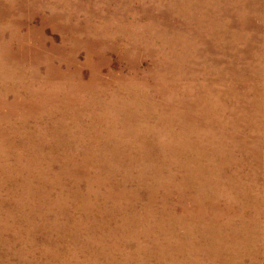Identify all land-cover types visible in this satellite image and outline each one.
<instances>
[{
	"label": "rangeland",
	"instance_id": "374dc122",
	"mask_svg": "<svg viewBox=\"0 0 264 264\" xmlns=\"http://www.w3.org/2000/svg\"><path fill=\"white\" fill-rule=\"evenodd\" d=\"M189 1L0 0V264H264V0ZM214 184L251 199L173 220Z\"/></svg>",
	"mask_w": 264,
	"mask_h": 264
},
{
	"label": "bare ground",
	"instance_id": "6f19581e",
	"mask_svg": "<svg viewBox=\"0 0 264 264\" xmlns=\"http://www.w3.org/2000/svg\"><path fill=\"white\" fill-rule=\"evenodd\" d=\"M17 1V0H16ZM170 1V7H168L167 8V10H168V12H171V13H173V12H175L174 13V18L175 19H177V18H179V17H186L187 16V14H192L194 11H196L195 9H194V3L192 2V1H189V0H169ZM202 2H204V3H199V5L200 6H204V5H206L207 7H209V8H211V9H213V10H210V9H208L207 11H199V12H197V17H198V15H200L201 17H203V18H214V17H217L216 16V13L218 14V18H219V20H218V23H220V24H222L223 23V25L224 26H226V20H228V18H229V16H231V11L230 10H227V9H223V7L224 6H226V5H229L228 4V2L226 3V1L224 0V1H222V0H215L214 2H213V4H215V7H212V0H201ZM236 1V2H235ZM234 2H235V13H236V15H237V17H241L240 18V26L242 27V28H246V29H252L253 28V26H252V22H253V20L251 21V19H250V13L251 14H254V13H256V12H258V10L259 9H262V3H261V1H259V0H235ZM21 2V1H20ZM28 2H29V0H28ZM36 5V4H35ZM16 6V5H15ZM13 7V6H12ZM256 8H257V10H256ZM90 10H92V9H90ZM163 11V10H162ZM32 12V11H31ZM95 12V11H94ZM261 13H262V11H260ZM30 13V12H29ZM35 13V12H34ZM63 13V12H62ZM42 14V13H41ZM166 14V13H165ZM9 15V14H8ZM35 15V14H34ZM55 15V14H54ZM93 15V14H92ZM6 16V15H5ZM255 16V15H254ZM260 17V16H259ZM36 18V17H35ZM40 18H41V16H40ZM46 18V17H45ZM27 19H29V18H27ZM63 19V18H62ZM233 19V18H232ZM17 20V19H16ZM15 20V21H16ZM41 20V19H40ZM47 20V19H46ZM72 21V20H71ZM165 21H167V20H165ZM234 21V20H233ZM60 22V21H59ZM26 23V22H25ZM43 23H45V22H43ZM64 23V22H63ZM61 24V23H60ZM37 25V24H36ZM48 25V24H47ZM184 25H186V26H188V27H191L192 29L195 27V25H197L196 23H194V22H191V21H188L187 23H185ZM212 25V24H211ZM3 26V25H2ZM43 26V25H42ZM64 26V25H63ZM81 26V25H80ZM39 27V26H38ZM41 27V26H40ZM53 27V26H52ZM52 27H51V29H52ZM62 27V26H61ZM60 27V28H61ZM205 27V26H204ZM209 26H207V28H208ZM0 28H2V27H0ZM20 28V27H19ZM22 28H24L23 26H22ZM54 28V27H53ZM230 28V27H229ZM40 29V28H39ZM42 29V28H41ZM44 29V28H43ZM195 29V28H194ZM23 30V29H22ZM22 30H21V32H22ZM53 30V29H52ZM132 30V29H131ZM29 31V30H28ZM34 31V30H33ZM58 31V30H57ZM223 31H225V30H223ZM251 31V30H250ZM263 31V30H262ZM20 32V33H21ZM38 32H39V30H38ZM42 32V31H41ZM54 32V31H53ZM77 32V31H76ZM251 33V32H250ZM259 33V32H258ZM1 34V33H0ZM22 34V33H21ZM30 34V33H29ZM32 34H34V33H32ZM63 34V33H62ZM35 35V34H34ZM40 35V34H39ZM73 35V34H72ZM245 35V34H244ZM254 35V34H253ZM19 36V35H18ZM27 36H28V34H27ZM41 36V35H40ZM42 36H43V34H42ZM78 36V35H77ZM259 36V35H258ZM31 37V36H30ZM120 37V36H119ZM39 38V37H38ZM69 38V37H68ZM76 38V37H75ZM84 38V37H83ZM86 38V37H85ZM129 38V37H128ZM30 39V38H29ZM44 39V38H43ZM47 39V38H46ZM66 39V38H65ZM79 39H80V37H79ZM182 39V38H181ZM18 40V39H17ZM25 40V39H24ZM35 40V39H34ZM88 40V39H87ZM100 40H102V39H100ZM232 40H233V38H232ZM258 40V39H257ZM39 41V40H38ZM50 41H52V40H50ZM63 41V40H62ZM65 41H67V40H65ZM78 41V40H77ZM97 41V40H96ZM233 41H235V40H233ZM262 41V40H261ZM14 42H16V41H14ZM40 42V41H39ZM47 42V41H46ZM69 42V41H68ZM72 42V41H71ZM75 42V41H74ZM82 42V41H81ZM92 42V41H91ZM94 42V41H93ZM30 43H31V41H30ZM42 43V42H41ZM52 43V42H51ZM50 43V44H51ZM63 43H65L64 41H63ZM79 43V42H78ZM87 43V42H86ZM95 43V42H94ZM116 43V42H115ZM17 44V43H16ZM33 44V43H32ZM36 44V43H35ZM56 44V43H55ZM98 44V43H97ZM173 44V43H172ZM11 45V44H10ZM47 45V44H46ZM76 45V44H75ZM78 45H80V44H78ZM85 45V44H84ZM83 45V46H84ZM91 45V44H90ZM100 46H101V44H99ZM64 46V45H63ZM68 46V45H67ZM41 47V46H40ZM57 46H55V48H56ZM86 47V46H85ZM207 47V46H206ZM53 48V47H52ZM74 48V47H73ZM94 48V47H93ZM252 48V47H251ZM260 48V47H259ZM263 48V47H262ZM39 49H41V48H39ZM45 49V48H44ZM43 49V50H44ZM57 49V48H56ZM60 49V48H59ZM58 49V50H59ZM72 49V48H71ZM77 50H78V48H77ZM81 50V49H80ZM103 50V49H102ZM115 50V49H114ZM39 51V50H38ZM90 51V50H89ZM112 51H113V49H112ZM144 51V50H143ZM31 52V51H30ZM63 52H64V50H63ZM62 52V53H63ZM104 52V51H103ZM250 52V51H249ZM258 52H259V50H258ZM29 53V52H28ZM38 53V52H37ZM40 53H41V51H40ZM54 53V52H53ZM57 53H58V51H57ZM87 53H88V51H87ZM96 52H94V54H95ZM102 53V52H101ZM105 53H107V52H105ZM104 53V54H105ZM99 54V53H98ZM254 54V53H253ZM41 54H39V56H40ZM58 55V54H57ZM61 55V54H60ZM89 55H91V53L89 54ZM42 56V55H41ZM129 56V55H128ZM228 56V55H227ZM247 56V55H246ZM32 57V56H31ZM58 57V56H57ZM103 57V56H102ZM256 57V56H255ZM4 58V57H3ZM6 58V57H5ZM16 58V57H15ZM56 58V57H55ZM60 58V57H59ZM96 58H97V56H96ZM130 58V57H129ZM75 59V58H74ZM104 59V58H103ZM107 59V58H106ZM191 59H193V58H191ZM59 60V59H58ZM65 60V59H64ZM190 60V59H189ZM37 61V60H36ZM51 61H53V58H52V60ZM66 61V60H65ZM77 61V60H76ZM92 61H93V59H92ZM126 62H127V60H125ZM72 63L74 62L73 60L71 61ZM85 62V61H84ZM105 62H106V60H105ZM70 63V62H69ZM68 63V64H69ZM77 63V62H76ZM75 63V64H76ZM100 63V62H99ZM101 63H102V60H101ZM120 63V62H119ZM78 64V63H77ZM108 64V63H107ZM71 65V64H70ZM104 65V64H103ZM76 66V65H75ZM109 66V65H108ZM161 66V65H160ZM164 66V65H163ZM204 66V65H203ZM78 67H79V65H78ZM98 67V66H97ZM100 67H101V65H100ZM105 67V66H104ZM93 68V67H92ZM95 69V68H94ZM97 69V68H96ZM203 69V68H202ZM59 70V69H58ZM101 70V69H100ZM98 71V70H97ZM110 71V70H109ZM108 71V72H109ZM121 71V70H120ZM209 71V70H208ZM222 71V70H221ZM53 72V71H52ZM102 72V71H101ZM125 72V71H124ZM223 72V71H222ZM95 73V72H94ZM93 73V74H94ZM116 73V72H115ZM178 73V72H177ZM221 73V72H220ZM257 73V72H256ZM74 74V73H73ZM92 74V75H93ZM105 74V73H104ZM123 74V73H122ZM211 74V73H210ZM81 75V74H80ZM110 75V74H109ZM65 76V75H64ZM78 76V75H77ZM101 76V75H100ZM125 76V75H124ZM146 76V75H145ZM57 77V76H56ZM73 77V76H72ZM93 77V76H92ZM147 77V76H146ZM100 79H101V77H99ZM116 78V77H115ZM136 78V77H135ZM142 78V77H141ZM256 78V77H255ZM91 79V78H90ZM95 79V78H94ZM102 79H103V77H102ZM117 79V78H116ZM122 79V78H121ZM127 79V78H126ZM131 79V78H130ZM149 79V78H148ZM105 79H103V81H104ZM108 80V79H107ZM112 80V79H111ZM224 80V79H223ZM231 80H233V79H231ZM253 80V79H252ZM106 81V80H105ZM136 81V80H135ZM140 81V80H139ZM163 81V80H162ZM258 81V80H257ZM260 81V80H259ZM92 82V81H91ZM95 82V81H94ZM99 82V81H98ZM101 82V81H100ZM218 82H219V80H218ZM226 82H228V81H226ZM131 83H132V81H131ZM88 84V83H87ZM93 84V83H92ZM187 84V83H186ZM189 84V83H188ZM236 84V83H235ZM143 85V84H142ZM257 86V85H256ZM83 87V86H82ZM232 88V87H231ZM77 89H78V87H77ZM85 89H86V87H85ZM255 89V88H254ZM82 90V89H81ZM83 91H84V89H83ZM226 94V93H225ZM141 96V95H140ZM157 98V97H156ZM185 99V98H184ZM70 100V99H69ZM162 101V100H161ZM186 103V102H185ZM188 103V102H187ZM191 103V102H190ZM141 105V104H140ZM1 106V105H0ZM186 106V105H185ZM190 106H192V105H190ZM197 107V106H196ZM193 109H191V111H192ZM204 110V109H203ZM161 120V119H160ZM194 122V121H193ZM211 122V121H210ZM209 122V123H210ZM198 123V122H197ZM186 124V123H185ZM195 124V123H194ZM196 125V124H195ZM191 126V125H190ZM206 127V126H205ZM258 129V128H257ZM118 130V129H117ZM116 130V131H117ZM120 131V130H119ZM115 132V131H114ZM116 134V133H115ZM114 134V135H115ZM143 140H146L144 137H142V136H140ZM4 139V138H3ZM125 139V138H124ZM110 140V139H109ZM127 140V139H126ZM228 140V139H227ZM257 140V139H256ZM99 143V142H98ZM259 143V142H258ZM107 144V143H106ZM112 145V144H111ZM197 145V144H196ZM66 146V145H65ZM260 146V145H259ZM86 152H88V151H86ZM253 153H255V152H253ZM98 154V153H97ZM86 155V154H85ZM90 156V155H89ZM196 157V156H195ZM89 159V158H88ZM145 159H147V158H145ZM167 159V158H166ZM87 163V162H86ZM163 163V162H162ZM174 163H166L165 164V167H170V166H172ZM68 166V165H67ZM226 166V165H225ZM66 167V166H65ZM189 171V170H188ZM187 171V172H188ZM101 172V171H100ZM119 172V171H118ZM97 173V172H96ZM206 173V172H205ZM90 174V173H89ZM212 174V173H211ZM260 176H261V174H260ZM132 177V176H131ZM186 177V180L184 181V183H186L188 180H190L191 179V176H189V175H186L185 176ZM85 178V177H84ZM90 177H88V179H89ZM87 179V178H86ZM142 179V178H141ZM90 180V179H89ZM95 182H93V185H95L94 184ZM132 183V182H131ZM102 184V183H101ZM210 184V183H209ZM208 184V185H209ZM99 185H100V183H99ZM97 187V186H96ZM136 187V186H135ZM92 188V187H91ZM93 188H95V187H93ZM164 188V187H163ZM113 189V188H112ZM97 190V189H96ZM240 190V189H239ZM93 191V190H92ZM98 191V190H97ZM99 192V191H98ZM196 195L194 196V197H192L191 198V200H192V203H191V205L190 206H188V207H186V208H184L183 209V213L182 214H177V215H175L174 217H173V220L174 221H176V222H178V223H183V222H185L186 220H189V221H193V219L194 218H196L197 216H198V210L199 209H201V208H203L204 206H207L208 204L209 205H212L213 206V201L214 200H216V197L219 199V198H221L222 197V195H223V193L224 192H226V193H236V198H243L244 200H247V201H250V196H248L247 194H245V193H239L238 192V190H236V189H233V188H228L227 186L225 187V186H221V187H219L218 185H216V184H214L213 185V187H212V190L210 189L209 190V188H206L205 186H203V188H202V190L200 191V192H198V188H197V190H196ZM165 193H166V191H165ZM78 194V193H77ZM89 194V193H88ZM130 194H132V193H130ZM180 195V194H179ZM96 196V195H95ZM160 196V195H159ZM136 197V196H135ZM150 197H152V196H150ZM110 198H112V197H110ZM138 198V197H137ZM86 199V198H85ZM91 199H92V197H91ZM154 199V198H153ZM152 199V200H153ZM85 201V200H84ZM96 201V200H95ZM106 201V200H105ZM261 201V200H260ZM155 202V201H154ZM91 203V202H90ZM61 205V204H60ZM62 206V205H61ZM191 207H193L194 208V210H195V213L193 212V210L192 209H190ZM219 207V206H218ZM220 207H221V205H220ZM219 207V210L220 209H223V208H220ZM115 208V207H114ZM182 208V207H181ZM206 208V207H205ZM217 208V207H216ZM98 209V208H97ZM73 210V209H72ZM207 211V210H206ZM217 211V210H216ZM84 212V211H83ZM97 212V211H96ZM182 212V211H181ZM201 212V211H200ZM219 212V211H218ZM222 212V211H221ZM97 214H98V212H97ZM204 215V214H203ZM57 216V215H56ZM59 216V215H58ZM207 216V215H206ZM65 217V216H64ZM149 217V216H148ZM199 217V216H198ZM215 217V216H214ZM239 217V216H238ZM62 218V217H61ZM206 218V217H205ZM215 218H217V217H215ZM219 218H221V217H219ZM209 219V218H208ZM90 220V219H89ZM49 222V221H48ZM214 222H216V221H214ZM47 223V222H46ZM56 223V222H55ZM160 223H161V221H160ZM213 223V222H212ZM221 223V222H220ZM33 224V223H32ZM62 224V223H61ZM65 224V223H64ZM224 224V223H223ZM54 225V224H53ZM48 226H49V223H48ZM189 226V225H188ZM206 226V225H205ZM198 227V226H197ZM201 227V226H200ZM217 227V226H216ZM221 227V226H220ZM50 228V227H49ZM188 228V227H187ZM242 228H245V227H242ZM192 230V229H191ZM202 230V229H201ZM62 231V230H61ZM213 231V230H212ZM35 232V231H34ZM184 232V231H183ZM187 232H189V231H187ZM192 232V231H191ZM217 232H222V230L221 231H219V230H217ZM240 232H241V235H244V232H243V230L242 229H240ZM150 233V232H149ZM190 233V232H189ZM216 234V233H215ZM194 235V234H193ZM218 235V234H217ZM233 235V234H232ZM235 235H238V234H235L234 233V237L233 238H235L236 236ZM187 236V235H186ZM47 237V236H46ZM194 237H195V235H194ZM222 237H223V235H221L220 236V240L218 241V242H216V246H220L221 247V244H222V242H221V239H222ZM150 238V237H149ZM192 238V237H191ZM193 239V238H192ZM236 239V238H235ZM241 239V238H240ZM244 239V241H245V248L244 249H242L241 251H235V256L236 257H234L233 259H235V258H237V260L239 259V257H241L242 255H244V254H246V253H253L255 250H254V247H255V245L257 244V243H262V240L261 239H253V238H243ZM168 240V239H167ZM194 240V239H193ZM205 240V239H204ZM203 240V241H204ZM191 241V240H190ZM242 241V240H241ZM240 241V242H241ZM185 242V241H184ZM239 242V243H240ZM16 243V242H15ZM195 243V242H194ZM194 243L192 244V245H194ZM55 244H58V243H55ZM62 244V243H61ZM11 246V245H10ZM185 246V245H184ZM74 247V246H73ZM195 247V246H194ZM10 248V247H9ZM49 248V247H48ZM106 249V248H105ZM187 249V248H186ZM195 249V248H194ZM238 249V248H237ZM29 250V249H28ZM46 251H47V249H46ZM102 251H104V250H102ZM23 252V251H22ZM50 252V251H49ZM84 252V251H83ZM94 252H98L97 250H94ZM6 253V252H5ZM69 253V252H68ZM7 255V254H6ZM16 255V254H15ZM46 255V254H45ZM53 255V254H52ZM51 255V256H52ZM159 255V254H158ZM54 256V255H53ZM60 257V256H59ZM62 257V256H61ZM7 258V257H6ZM22 258V257H21ZM58 258V257H57ZM63 258V257H62ZM70 258V257H69ZM73 260H77L78 258H77V256L75 255V254H72V257H71ZM108 258V257H107ZM224 258V257H223ZM242 258V260H241V262L240 263H242V264H246L245 263V261H244V257H241ZM261 258V257H260ZM37 259V258H36ZM51 260V259H50ZM237 260L235 259V261L233 260V262H231V264H235V263H237V264H239L238 262H237ZM39 261V260H38ZM228 261V260H227ZM102 262V261H101ZM25 263V262H24ZM255 263V261H254V259H252L251 260V263L250 264H254ZM66 264V263H65ZM78 264V263H77ZM179 264V263H178ZM263 264V263H262Z\"/></svg>",
	"mask_w": 264,
	"mask_h": 264
}]
</instances>
